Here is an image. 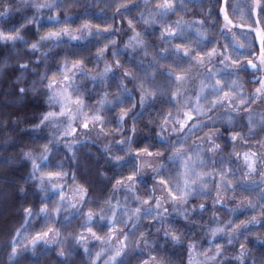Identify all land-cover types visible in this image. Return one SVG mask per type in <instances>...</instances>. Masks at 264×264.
<instances>
[{
	"label": "snow or ice",
	"instance_id": "6c2138e0",
	"mask_svg": "<svg viewBox=\"0 0 264 264\" xmlns=\"http://www.w3.org/2000/svg\"><path fill=\"white\" fill-rule=\"evenodd\" d=\"M92 38L94 53L73 46ZM13 67L16 102L43 107L0 143V204L24 198L6 264H264V0H0ZM93 134L112 137L106 195L79 174Z\"/></svg>",
	"mask_w": 264,
	"mask_h": 264
},
{
	"label": "rangeland",
	"instance_id": "374dc122",
	"mask_svg": "<svg viewBox=\"0 0 264 264\" xmlns=\"http://www.w3.org/2000/svg\"><path fill=\"white\" fill-rule=\"evenodd\" d=\"M133 2H137V0H133ZM153 2H154V0H153ZM140 10L145 11V12L148 11L147 9H144V8H141ZM45 11H47V10H45ZM80 11L82 12L83 10H80ZM97 11H98L97 9H90L89 10V15L92 17V22L93 23H100L101 20L103 19V17H100V16H97L96 15V12ZM53 14H55V13H53ZM109 15H110V13H109ZM131 15L132 16H136L137 18H139V11H134V12L131 13ZM180 15H182L185 20L191 21L194 18V11H190L187 14L181 13ZM178 18L179 17L178 16H175V15L171 17V19L173 21L176 20V19H178ZM20 19H22V16H17V17L14 18L13 22H16V21H18ZM76 20H77V23L80 22L78 17L76 18ZM40 23L43 26L42 27V31L43 30H48V29L51 28V22H49L47 19L41 20ZM116 26L117 27H120L121 26V21L119 20V18H117ZM144 27H146V26L143 25V24L137 25L136 30L139 31V30H141ZM123 28L124 29H128L127 20H125L123 22ZM28 31L30 33H33L34 34L33 36L36 35L35 29L32 28V27H30L28 29ZM121 39L122 40L123 39H126V37L124 36V34H121ZM156 42L159 43V41H156ZM64 43L65 44L68 43L67 38H65ZM98 43H103V40L102 39L101 40H97L95 38H92V39H90V40H88L86 42H82V43H79V44L74 43L73 46L74 47L81 48V49H91V52L94 53L95 52V48L93 47V45L98 44ZM257 43H258V41H257ZM59 51L60 50L58 49L57 50V53H59ZM26 54L29 55V56L32 55L30 52H27ZM36 55H39V53H37ZM128 57H129V53H125V59H127ZM101 67H103L102 64H101ZM89 87H91V85H89ZM152 114L155 115V111H152ZM145 119H147V117ZM149 127H151V126H149ZM147 134H148V132H147V129L145 128L144 129V132H143V135L147 136ZM110 139H112L111 136L101 137V138L97 139L96 136L93 134L92 141H90L89 144H88L89 151L85 152L84 156L82 157V160H86L87 163L86 164L82 163L81 166H80V168H79V174L81 176L82 175L83 176H86V175L88 176L89 172L92 175H94V174L96 175V169L101 168V166H104L103 170L106 171V172H108L109 175H112V174L117 173L119 171L114 166H108V165H106V162H105V156H104V152H103L102 145L104 143H106ZM242 147L244 148V150H246V148H247V146H242ZM242 164H243V157L241 156V159L239 161H235V160L233 161L232 167L233 168H236L237 166L242 165ZM121 170L124 171L125 173H127V166H122V169ZM93 180H95L94 181L95 183L98 181V185H99V186L97 185L98 191L99 190H102L103 182L104 183H107L106 181L99 180V178L97 179L96 176L92 177V180L91 181H93ZM95 183L93 184L94 187H96L95 186L96 185ZM145 184H147V186L150 188V186L152 184V181H151V179H150L149 176H145L143 178V180L141 182V185H140L141 190L143 189V187H144ZM66 191H67V189H66ZM98 191H97V194L99 195ZM110 193H111V187H109V189L107 191V194H110ZM125 195H129L130 196L131 194H127V193L121 191V192H118V193L115 194V199L113 200V203H115V200H120L121 201V205H122L121 212L123 211V205L125 203H127V205L129 207H135L136 206L135 202H133L131 200V198H129V200L127 202H125L124 199H123V197ZM209 203H210V201H209ZM229 204H230V206H234V203L231 202V201L229 202ZM70 211H72V210H70ZM85 211H87V209H85ZM173 218H175V213H173ZM203 219H204V221H207L208 220V216L207 215L204 216ZM75 220H77L78 223L79 222H82L80 218H75ZM177 222L178 223H182L179 220ZM142 223H144L145 225H147L150 222L148 220H144V221H142ZM99 226L100 227L101 226H105L106 227V225L104 224V222H100V225ZM105 230H107V228ZM152 231L154 232L155 229H152ZM92 243H96V242L93 241Z\"/></svg>",
	"mask_w": 264,
	"mask_h": 264
},
{
	"label": "clouds",
	"instance_id": "9594fccd",
	"mask_svg": "<svg viewBox=\"0 0 264 264\" xmlns=\"http://www.w3.org/2000/svg\"><path fill=\"white\" fill-rule=\"evenodd\" d=\"M16 69L10 68L7 73H0V143L4 136H7L8 129L15 134L14 139H23L24 128L30 115L43 107L39 98L28 97L16 102ZM14 76V79L12 78ZM7 124V129L4 125ZM7 155V150L0 148V158ZM12 174H15L14 172Z\"/></svg>",
	"mask_w": 264,
	"mask_h": 264
},
{
	"label": "trees",
	"instance_id": "16d2710c",
	"mask_svg": "<svg viewBox=\"0 0 264 264\" xmlns=\"http://www.w3.org/2000/svg\"><path fill=\"white\" fill-rule=\"evenodd\" d=\"M32 35H34V34L32 33ZM12 78L14 79V76ZM61 151H63L62 148H61ZM57 159H59V157H57ZM94 176H96V175L95 174L92 175L89 172L88 176L82 175L81 178L87 179V180H89L90 183L94 184L95 183L94 181L96 179L91 181L92 177H94ZM97 179H98V177H97ZM112 183H114V181H112ZM95 184H96L95 185L96 187L93 186V190L98 191V189H97L98 181ZM109 187H110L109 184L103 182L102 190L98 191L99 195H106ZM32 199H34L38 203V196L34 197ZM23 200H24V198L17 197L16 200H10L7 203L0 204V232H10L11 229L20 221V218H21V215L23 212V209L20 207V203H23ZM17 201H19L20 203H18ZM24 206H30V205L25 204ZM77 223H78V221L73 219V222H72L73 227H75V225ZM101 227L106 229L105 226H101ZM29 259H30V257H29ZM50 259H55V257H51ZM0 264H6V255H5L4 249H0ZM45 264H48V262H45Z\"/></svg>",
	"mask_w": 264,
	"mask_h": 264
}]
</instances>
